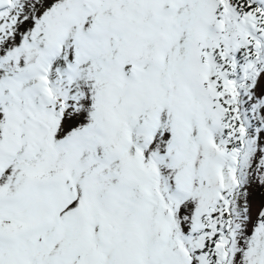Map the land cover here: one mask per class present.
<instances>
[{
	"label": "snow or ice",
	"instance_id": "6c2138e0",
	"mask_svg": "<svg viewBox=\"0 0 264 264\" xmlns=\"http://www.w3.org/2000/svg\"><path fill=\"white\" fill-rule=\"evenodd\" d=\"M0 264H264V0H0Z\"/></svg>",
	"mask_w": 264,
	"mask_h": 264
}]
</instances>
